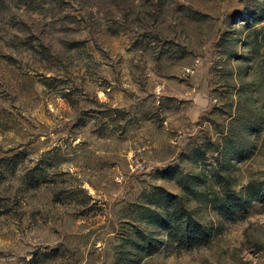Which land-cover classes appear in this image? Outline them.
Returning a JSON list of instances; mask_svg holds the SVG:
<instances>
[{
    "label": "rangeland",
    "instance_id": "374dc122",
    "mask_svg": "<svg viewBox=\"0 0 264 264\" xmlns=\"http://www.w3.org/2000/svg\"><path fill=\"white\" fill-rule=\"evenodd\" d=\"M0 264H264V0H0Z\"/></svg>",
    "mask_w": 264,
    "mask_h": 264
},
{
    "label": "trees",
    "instance_id": "16d2710c",
    "mask_svg": "<svg viewBox=\"0 0 264 264\" xmlns=\"http://www.w3.org/2000/svg\"><path fill=\"white\" fill-rule=\"evenodd\" d=\"M155 203H152L154 206H156L158 209H161V207L159 206V203L157 201H154ZM164 210V209H163ZM187 211V210H186ZM176 212L174 213L173 210L170 211L169 210H165V223H166V227L165 230L167 232L171 233V229H175L173 228V226L175 227L177 222L182 223L185 226V231L183 230V238H186L188 243L193 244V246H195L196 244H198L200 241L201 237H205L203 231H201L200 229H203L201 226L197 225L192 227V226H188V221H190V219H188V214L184 213V217H181L179 219H176L173 221V218L176 216ZM188 229H194V230H188ZM171 237V236H170Z\"/></svg>",
    "mask_w": 264,
    "mask_h": 264
}]
</instances>
